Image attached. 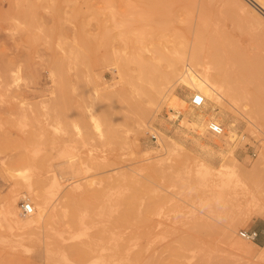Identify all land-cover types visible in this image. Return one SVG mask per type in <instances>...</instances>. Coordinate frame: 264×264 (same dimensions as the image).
Returning a JSON list of instances; mask_svg holds the SVG:
<instances>
[{
	"label": "rangeland",
	"instance_id": "374dc122",
	"mask_svg": "<svg viewBox=\"0 0 264 264\" xmlns=\"http://www.w3.org/2000/svg\"><path fill=\"white\" fill-rule=\"evenodd\" d=\"M259 3L0 0V264H264L239 235L264 231ZM189 72L219 98L193 106Z\"/></svg>",
	"mask_w": 264,
	"mask_h": 264
},
{
	"label": "bare ground",
	"instance_id": "6f19581e",
	"mask_svg": "<svg viewBox=\"0 0 264 264\" xmlns=\"http://www.w3.org/2000/svg\"><path fill=\"white\" fill-rule=\"evenodd\" d=\"M261 4L264 5V0H260ZM260 4V3H259ZM260 4V5H261ZM244 6V5H243ZM262 7V6H261ZM258 13V12H257ZM259 14V13H258ZM205 40V39H204ZM199 42V41H198ZM194 47V46H193ZM196 47V46H195ZM194 58H196V54H194ZM214 60L215 61H219L220 58L218 56H215L214 57ZM191 65L189 64V68L191 69ZM254 73H256V78L258 79H264V77L261 75V71H257L255 69V71H253ZM210 78H209V75L208 74H205L203 76H198L192 72H189V81L191 83V87L195 88L196 90L200 91L204 98V102L206 100L207 97H210V98H219L220 96V92L218 90V88L209 82ZM208 85V87H207ZM257 96V94L255 95ZM251 121V120H250ZM253 121V120H252ZM210 122H216L218 123L217 121L215 120H210ZM264 122L260 121L257 119V121H255L253 124L255 125H259V126H262L264 125L263 124ZM193 124H197L195 122H193ZM219 124V123H218ZM200 124H198L199 126ZM222 127V126H221ZM223 127H222V133L218 134L217 136H221L224 134L223 132ZM160 137L162 138V136L160 135ZM159 137V138H160ZM228 141H232L233 139H235V135L234 133H231L229 134L228 136ZM217 142L219 145L223 146L224 143H222L221 139L217 138ZM161 143V142H160ZM221 157L223 158L224 160V163L225 164H222L223 167H228L229 170H232V169H240V165L239 163L237 162V160L235 159V157L233 156V153L230 152L228 154H222ZM262 164V167H264V146L260 152V156H259V159L257 162H255L254 164V168L255 169H260L261 168V165ZM74 166V165H73ZM73 166L72 165H69V168L73 171ZM209 171L211 170L210 167L207 168ZM264 171V168L262 169ZM50 170H46V172H48ZM220 171V170H219ZM221 172V171H220ZM69 178L67 177H63L62 175H58V174H54V173H49L45 176V179L43 180V185L42 187H50V188H53V189H61L62 186H63V183ZM254 184V183H253ZM247 187V185H245ZM256 186V192L258 193L259 197L262 199V201L264 202V183L263 182H259ZM45 189V188H44ZM28 190L30 192H33L34 190V186H32L31 184H29L28 186ZM74 193V192H73ZM34 194V193H33ZM248 194V193H247ZM251 195V194H250ZM35 196V195H34ZM37 200L34 201L33 200V205L31 204V207H32V211L29 213V216L26 217L25 219H14V222L16 224V226L18 227H27V226H30L32 225L33 222H35L38 218H40V216L42 215L43 211L45 210V207H46V197L44 195V193L42 192L41 194H37ZM9 199V198H8ZM250 199V198H249ZM257 200V199H256ZM252 201V200H251ZM24 202H28L27 200H24ZM30 203V202H29ZM264 206V204L262 205ZM15 208V206H14ZM14 208L13 206L8 208L7 210V213L9 214V216H11L12 214H14ZM263 208V207H262ZM8 216V215H7ZM12 217V216H11ZM43 217V215H42ZM11 220V219H9ZM12 221V220H11ZM38 221V220H37ZM13 223V222H12ZM36 223V222H35ZM17 228V227H16ZM256 244L259 248H262L264 250V242L259 245L257 243H254ZM251 246L249 245H246V244H243L241 243V245H238L236 246L235 248H237L238 250H240L242 253L244 254H251L252 253V249L250 248Z\"/></svg>",
	"mask_w": 264,
	"mask_h": 264
},
{
	"label": "built area",
	"instance_id": "2783aa9c",
	"mask_svg": "<svg viewBox=\"0 0 264 264\" xmlns=\"http://www.w3.org/2000/svg\"><path fill=\"white\" fill-rule=\"evenodd\" d=\"M190 103L193 106H201L204 103V98L200 93L196 92L191 96ZM207 127L209 131L215 134L222 133L221 125L216 122L208 123ZM20 208L23 214H29L32 211L31 203L29 202H22ZM239 235L246 239L255 240L258 237V231L256 229H242L239 231Z\"/></svg>",
	"mask_w": 264,
	"mask_h": 264
},
{
	"label": "crops",
	"instance_id": "0c3cea01",
	"mask_svg": "<svg viewBox=\"0 0 264 264\" xmlns=\"http://www.w3.org/2000/svg\"><path fill=\"white\" fill-rule=\"evenodd\" d=\"M258 237L257 241L261 244L264 241V231H260V234L258 232Z\"/></svg>",
	"mask_w": 264,
	"mask_h": 264
}]
</instances>
